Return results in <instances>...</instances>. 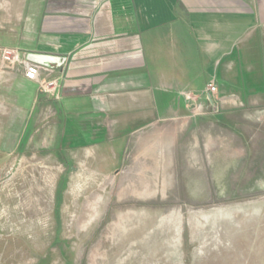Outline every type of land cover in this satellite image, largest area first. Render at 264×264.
Here are the masks:
<instances>
[{
  "label": "rangeland",
  "instance_id": "374dc122",
  "mask_svg": "<svg viewBox=\"0 0 264 264\" xmlns=\"http://www.w3.org/2000/svg\"><path fill=\"white\" fill-rule=\"evenodd\" d=\"M218 93L186 92L174 143L113 154L62 135L50 96L28 122L0 91V264H264V97Z\"/></svg>",
  "mask_w": 264,
  "mask_h": 264
},
{
  "label": "crops",
  "instance_id": "0c3cea01",
  "mask_svg": "<svg viewBox=\"0 0 264 264\" xmlns=\"http://www.w3.org/2000/svg\"><path fill=\"white\" fill-rule=\"evenodd\" d=\"M2 47L53 82L45 93L25 68L0 72L24 120L50 96L62 135L107 153L174 143L186 92L211 104L208 82L223 103L264 97V0H0Z\"/></svg>",
  "mask_w": 264,
  "mask_h": 264
},
{
  "label": "built area",
  "instance_id": "2783aa9c",
  "mask_svg": "<svg viewBox=\"0 0 264 264\" xmlns=\"http://www.w3.org/2000/svg\"><path fill=\"white\" fill-rule=\"evenodd\" d=\"M2 58L4 61H6L9 64H14L16 62L25 61L24 57H20L18 49L12 48V47H2ZM25 77L28 79H33L40 81V84L43 88H47V86H51L53 84L52 81L43 82L39 79L40 74V65L36 63H28L27 60L25 61ZM209 94L212 92H215L216 85L214 83H209L208 86Z\"/></svg>",
  "mask_w": 264,
  "mask_h": 264
},
{
  "label": "trees",
  "instance_id": "16d2710c",
  "mask_svg": "<svg viewBox=\"0 0 264 264\" xmlns=\"http://www.w3.org/2000/svg\"><path fill=\"white\" fill-rule=\"evenodd\" d=\"M61 191H62V190H59L60 193H61ZM59 192H58V194H59Z\"/></svg>",
  "mask_w": 264,
  "mask_h": 264
}]
</instances>
